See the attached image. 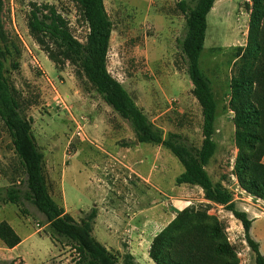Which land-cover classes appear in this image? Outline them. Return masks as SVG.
Instances as JSON below:
<instances>
[{
    "label": "rangeland",
    "instance_id": "1",
    "mask_svg": "<svg viewBox=\"0 0 264 264\" xmlns=\"http://www.w3.org/2000/svg\"><path fill=\"white\" fill-rule=\"evenodd\" d=\"M103 1L112 22L109 73L166 138L179 135V144L195 154L203 142V115L178 46L186 33L180 0ZM187 2L193 7L197 0ZM251 2L216 0L200 59L217 105L216 153L206 171L214 184L232 193L237 209L249 218L260 215L264 201L246 193L233 175L238 151L230 100L239 50L248 44ZM32 4L54 6L83 45L90 30L81 8L70 0H0L4 35L14 45L5 64L7 76L23 116L32 122L55 202L77 222L96 211L93 236L120 264L127 253H134L136 264H154L149 257L154 238L187 208H205L216 216L239 264H255L242 224L224 207L207 201L201 188L177 184L184 172L179 160L164 147L139 144L129 122L107 106L56 44L46 39L41 46L31 37ZM130 169L139 170L142 179ZM26 181L0 119V186L19 190L21 202L19 207L6 204L5 188L0 187V223L8 222L22 239L16 250L3 254L0 264H76L70 242L52 237L45 216L28 201ZM256 227L264 233V221Z\"/></svg>",
    "mask_w": 264,
    "mask_h": 264
},
{
    "label": "trees",
    "instance_id": "2",
    "mask_svg": "<svg viewBox=\"0 0 264 264\" xmlns=\"http://www.w3.org/2000/svg\"><path fill=\"white\" fill-rule=\"evenodd\" d=\"M78 5L90 30L87 45L71 34L69 23L50 5H31L28 29L41 46L46 39L56 44L67 61L72 62L81 77L102 97L104 102L132 126L139 144L168 149L182 164L184 172L176 179L178 185L199 187L205 199L224 207L241 224L245 241L255 256V264H264L259 245L250 235L252 220L239 211L234 197L222 184H214L206 166L216 153L214 142L216 110L210 82L201 69L200 59L205 47L208 16L216 0H197L192 7L180 0L178 9L186 20L185 36L178 46L187 61V73L193 95L202 108L203 142L195 154L179 144L181 137L166 138L152 124L131 98L123 85L108 71L112 22L103 0H70ZM0 5V10H1ZM0 14V119L10 138L16 156L27 176L26 197L45 216L54 234L68 240L77 254L76 264H120L118 257L93 236L97 213L92 211L77 222L58 205L50 191L42 154L33 134L32 122L23 116L18 94L7 74L6 62L14 45L4 35ZM50 60L57 62L49 49ZM236 71L231 81L230 109L234 113L235 146L238 151L233 175L249 195L264 201V0H252L248 44L241 48ZM14 69L19 65L14 63ZM5 202L20 206V191L13 186L4 189ZM0 240L8 249L22 243L21 237L7 223H0ZM150 259L154 264H239L235 249L229 243L221 221L205 208H187L158 234L151 245ZM121 264H136L127 253Z\"/></svg>",
    "mask_w": 264,
    "mask_h": 264
},
{
    "label": "crops",
    "instance_id": "3",
    "mask_svg": "<svg viewBox=\"0 0 264 264\" xmlns=\"http://www.w3.org/2000/svg\"><path fill=\"white\" fill-rule=\"evenodd\" d=\"M132 171V173H135L136 176H138L140 179H142V176L139 174V170L138 172L133 170V169H130ZM11 185H8V186H0V187H3V188H8L10 187ZM7 204V202H6ZM255 207V206H254ZM255 208H253L254 210ZM259 211V210H258ZM66 212L69 213V211L67 210L66 208ZM260 212V215H256V216H253V217H250V220H252V227H251V231H250V235L252 237V239L254 241H256L259 245V249H260V252L261 254L264 256V233L263 232H259L256 225L259 224L260 222L264 221V210L262 211H259ZM249 214V213H247ZM250 215V214H249ZM6 222V221H4ZM8 223V222H7ZM9 224V223H8ZM10 225V224H9ZM11 226V225H10ZM12 227V226H11ZM139 229H142L139 228ZM18 247L14 248V249H8L4 243L0 240V262L4 261V259H2L3 257V254L4 253H7V252H10V251H13V250H16ZM138 249H136V252ZM132 256H134V253H130Z\"/></svg>",
    "mask_w": 264,
    "mask_h": 264
},
{
    "label": "built area",
    "instance_id": "4",
    "mask_svg": "<svg viewBox=\"0 0 264 264\" xmlns=\"http://www.w3.org/2000/svg\"><path fill=\"white\" fill-rule=\"evenodd\" d=\"M79 130H80V128H79ZM79 135H81V134H79Z\"/></svg>",
    "mask_w": 264,
    "mask_h": 264
}]
</instances>
